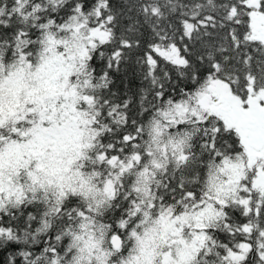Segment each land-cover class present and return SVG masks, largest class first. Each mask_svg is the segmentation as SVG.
<instances>
[{"label":"snow or ice","instance_id":"6c2138e0","mask_svg":"<svg viewBox=\"0 0 264 264\" xmlns=\"http://www.w3.org/2000/svg\"><path fill=\"white\" fill-rule=\"evenodd\" d=\"M0 264H264V0H0Z\"/></svg>","mask_w":264,"mask_h":264}]
</instances>
